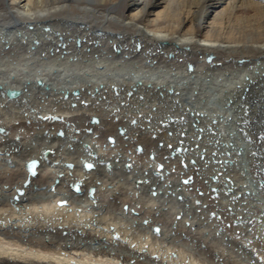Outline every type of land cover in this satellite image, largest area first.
Returning <instances> with one entry per match:
<instances>
[{
  "label": "bare ground",
  "instance_id": "1",
  "mask_svg": "<svg viewBox=\"0 0 264 264\" xmlns=\"http://www.w3.org/2000/svg\"><path fill=\"white\" fill-rule=\"evenodd\" d=\"M0 264H264V0H0Z\"/></svg>",
  "mask_w": 264,
  "mask_h": 264
},
{
  "label": "rangeland",
  "instance_id": "2",
  "mask_svg": "<svg viewBox=\"0 0 264 264\" xmlns=\"http://www.w3.org/2000/svg\"><path fill=\"white\" fill-rule=\"evenodd\" d=\"M158 79L159 78H157L156 80H149V81H147V84L149 83V82H151V85L153 84V83H158ZM161 79V78H160ZM141 82V80L140 81H138V83H140ZM172 84V83H171ZM173 85V84H172ZM174 85L176 86V88H178V89H183L184 91H185V93L186 94H193L194 93V84H193V81L192 80H187V79H176L175 81H174ZM168 119V118H167ZM169 120L170 121H172L173 120V118L172 119H170L169 118ZM229 122H230V120H228ZM69 136V135H68ZM183 136H185V137H187L186 136V134H184ZM98 145L99 146H101V142H98ZM176 179V181H177V177L175 178ZM174 186H176L175 184L173 185V187ZM185 187H187L186 186V184H185ZM180 187H178L177 189H179ZM28 190H31V189H28ZM99 193H100V191H98ZM180 194H182V195H186L187 194V190H186V188H183V189H181L180 190ZM103 197L105 198V195H103ZM263 201V200H262ZM114 203V202H113ZM112 203V204H113ZM126 206V203L125 202H123V203H120V207H122V208H124ZM94 238H95V236H94Z\"/></svg>",
  "mask_w": 264,
  "mask_h": 264
},
{
  "label": "water",
  "instance_id": "3",
  "mask_svg": "<svg viewBox=\"0 0 264 264\" xmlns=\"http://www.w3.org/2000/svg\"><path fill=\"white\" fill-rule=\"evenodd\" d=\"M81 145L82 146H85L84 143H81ZM52 153H53V151L50 148H42L41 151H40L39 157L41 159H43L44 161H46V160H48V157H49L48 155L49 154H52ZM89 153L92 154L91 151ZM65 165L68 166L69 164L68 163H65ZM82 165L85 168V167H87L88 164H87V162H83ZM105 165H107V163H105ZM124 165H127V163L125 162ZM156 167H158V165ZM152 173H156V172L155 171H152ZM88 191H89V187L86 189V193L87 194H88ZM151 229L154 231V227H151Z\"/></svg>",
  "mask_w": 264,
  "mask_h": 264
},
{
  "label": "snow or ice",
  "instance_id": "4",
  "mask_svg": "<svg viewBox=\"0 0 264 264\" xmlns=\"http://www.w3.org/2000/svg\"><path fill=\"white\" fill-rule=\"evenodd\" d=\"M110 140H111V138H109ZM169 147H171V146H169ZM194 163V162H193ZM87 167L89 168V169H91L92 167H93V165H91V164H89V165H87ZM128 167H130V165H128ZM189 181H184V183H188ZM153 195H155V191H153ZM197 203H199V202H197Z\"/></svg>",
  "mask_w": 264,
  "mask_h": 264
}]
</instances>
